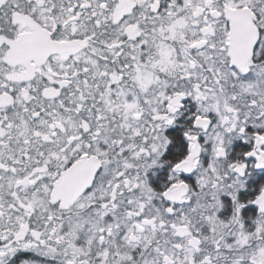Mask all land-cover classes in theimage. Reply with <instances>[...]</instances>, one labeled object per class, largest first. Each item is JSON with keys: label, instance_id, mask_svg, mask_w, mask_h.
<instances>
[{"label": "snow or ice", "instance_id": "6c2138e0", "mask_svg": "<svg viewBox=\"0 0 264 264\" xmlns=\"http://www.w3.org/2000/svg\"><path fill=\"white\" fill-rule=\"evenodd\" d=\"M0 264H264V0H0Z\"/></svg>", "mask_w": 264, "mask_h": 264}]
</instances>
